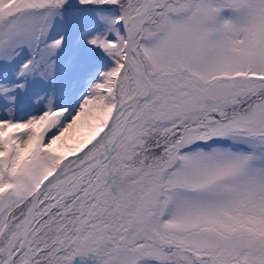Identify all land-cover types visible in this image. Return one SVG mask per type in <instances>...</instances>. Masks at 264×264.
I'll return each instance as SVG.
<instances>
[{"label": "snow or ice", "instance_id": "snow-or-ice-1", "mask_svg": "<svg viewBox=\"0 0 264 264\" xmlns=\"http://www.w3.org/2000/svg\"><path fill=\"white\" fill-rule=\"evenodd\" d=\"M264 264V0H0V264Z\"/></svg>", "mask_w": 264, "mask_h": 264}, {"label": "rangeland", "instance_id": "rangeland-1", "mask_svg": "<svg viewBox=\"0 0 264 264\" xmlns=\"http://www.w3.org/2000/svg\"><path fill=\"white\" fill-rule=\"evenodd\" d=\"M83 263H84V264H86V263H93V261H92L91 258L89 257V258H85L83 262L80 260V258H76V259L74 260V262H73V264H83Z\"/></svg>", "mask_w": 264, "mask_h": 264}]
</instances>
